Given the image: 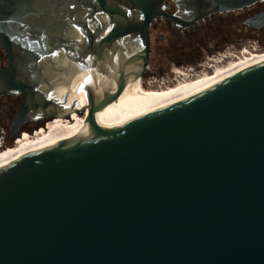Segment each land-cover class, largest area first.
Returning <instances> with one entry per match:
<instances>
[{"label": "water", "instance_id": "obj_1", "mask_svg": "<svg viewBox=\"0 0 264 264\" xmlns=\"http://www.w3.org/2000/svg\"><path fill=\"white\" fill-rule=\"evenodd\" d=\"M260 3L0 0V96L24 97L12 132L32 115L87 124L0 168V264H264V61L160 103L126 89L123 66L116 87L69 102L85 61L127 38L139 78L157 19ZM246 24L264 29V12Z\"/></svg>", "mask_w": 264, "mask_h": 264}, {"label": "flooded vegetation", "instance_id": "obj_2", "mask_svg": "<svg viewBox=\"0 0 264 264\" xmlns=\"http://www.w3.org/2000/svg\"><path fill=\"white\" fill-rule=\"evenodd\" d=\"M166 4L170 6V8L167 10L169 15H175L179 13L178 8L174 3H172L171 1H167ZM260 4L261 5L256 4L250 8L239 11L240 16L235 20L236 25L247 30L250 29L246 24L248 19L264 12V3ZM244 12H246V14ZM248 12H251L249 16ZM232 16V13L211 14L209 17L199 20L192 26L185 28L175 26L171 20L166 18L157 19L156 21L163 20V33L158 38L159 44L155 43L153 45L152 29L153 24L156 22L155 21L152 24L150 31L151 52L147 64L145 65L144 71L139 78L135 77L138 65L135 64V61V63H132L131 59L138 53L140 44L134 38H127L123 41L122 47L119 46V48L114 47L113 49H108V52L106 54L103 53L101 55L91 56L92 58L85 61L84 65L81 64L83 65L84 69L90 68L94 72L90 74L86 73L89 77L87 81L82 82V85L75 86L76 89L79 88L82 91H72L70 98L72 97L74 92L84 93L83 96L87 97L85 93L86 91L102 92L106 91L107 88L109 89L110 86L116 87L121 78L116 71H118L120 67L123 66H128L129 68V71L126 72L127 75L125 76V79L127 81L126 89L138 81L141 82V84L146 88H149L161 86L155 85L154 83H164L166 81L173 82V80H176L177 75L172 69L170 70V74L168 73L167 75H164V60L168 58H178L179 60H185L186 62L194 63V65L197 63V68H202L204 63L199 64L198 57L200 51L203 50V48L207 44H209L210 46L209 50L212 51L216 48L217 45H222L224 47L229 42L231 30L233 27ZM153 30H155V28ZM2 52L3 50L0 47V54H2ZM73 67L74 66L70 68L71 71ZM153 69H156L158 71V79L154 77L152 78L150 72ZM52 99L55 100V97H52ZM23 100V95L0 96V142L3 141L0 149L6 148L0 153V156L7 150L12 148L9 146L16 144L24 137L34 135L37 129V131L43 130L47 132V128H49V124L51 123H65L73 121V119L71 121H66L58 118L55 119L50 117H43L41 115H32V117L28 118L26 122H24L13 133V124L18 116V112L23 104ZM59 103L62 104V107L69 106V103L67 101H60Z\"/></svg>", "mask_w": 264, "mask_h": 264}, {"label": "bare ground", "instance_id": "obj_3", "mask_svg": "<svg viewBox=\"0 0 264 264\" xmlns=\"http://www.w3.org/2000/svg\"><path fill=\"white\" fill-rule=\"evenodd\" d=\"M263 61L264 51L259 50L254 52L248 48H244L241 52H238V54L231 55L228 58L227 63H225V61L224 64L218 62L213 64V66L206 65L203 71L201 73L199 72L196 75H190L183 71H178V75L176 74L177 79L173 84L169 86L161 85L160 87H158V89L146 90L141 84V82L138 81L137 88L141 95L154 102L160 103L171 98L177 97L179 95L188 93L190 91L199 89L201 87L207 86L209 84L218 82L220 80L229 78L231 76L237 75ZM207 70L209 71L207 72ZM83 94L84 93L74 92L72 97L69 98V102H72V100L75 101L77 99V101L80 102V106L78 107H81L82 103L87 101V97H84ZM78 115V113H74L71 118L62 120L71 121L72 119L74 120L75 117ZM86 127L87 124L85 123L84 118H77L74 123H51L49 124V128H47V132H45L44 134H41L34 139H25L18 145L9 146L12 148L7 150L0 156V168L11 161L21 158L27 154H30L55 142L64 139H72L79 137L84 132ZM5 149L6 148H1L0 153Z\"/></svg>", "mask_w": 264, "mask_h": 264}, {"label": "rangeland", "instance_id": "obj_4", "mask_svg": "<svg viewBox=\"0 0 264 264\" xmlns=\"http://www.w3.org/2000/svg\"><path fill=\"white\" fill-rule=\"evenodd\" d=\"M259 5H261V4H259ZM244 13L246 14V12H244ZM250 13L251 12H248V16L250 15ZM232 14H233V16H232L233 17L232 18L233 19L232 20L233 27L231 30V36L229 38L230 39L229 42L224 47L222 45H217L216 48L213 49L212 51L209 50L210 46H209V44H207L203 48V50L200 51V54L198 57V63L199 64L205 63L208 58H212V57L218 55V53H223L225 51L232 52L234 54H238V52H241L244 48L250 49L251 46H253L254 44H256L259 47V50L264 51V29H262L260 31H255V30H250V29L247 30L245 28L239 27L236 25L235 20H236V18H238L240 16V12H236V13H232ZM154 28H155V30H153ZM163 28H164L163 27V20H158L153 24V29H152V44L153 45L155 43L159 44L158 38H159V36L162 35ZM227 61L228 60H226L225 63H227ZM0 64L1 65H7L8 64L6 56L3 54V52H2V54H0ZM196 64L194 65V63H189V62H186L185 60H179L178 58H174V59L168 58V59L164 60L163 72H164V75H167L168 73L170 74V70L172 69L174 71L179 70V71H183L185 73L192 75V74H196L198 71H201V69L197 68ZM223 64H224V62H223ZM190 69H193V72L192 71H186V70H190ZM177 71H175V72H177ZM208 71L209 70H207V72ZM150 73L152 75V78L154 77V78L158 79V71L156 69H153ZM176 78H177V76H176ZM174 82H175V80H173V82H171V81L167 82L166 81L164 83L162 82V83H157V84L154 83V84L155 85H167V86H169L170 84H172ZM144 88L146 90L158 89V87H155V88L152 87V88L147 89L145 86H144ZM77 118H83V117L81 115H78L75 117V119L72 122H68V123H74V121ZM52 122H56V121H52ZM59 124H65V123H59ZM40 128H44V127H40ZM37 130L35 131L34 135L28 136L31 138L24 137L23 139H21L16 144H13L12 146L19 144L20 142H22L25 139H34V138L38 137L39 135L44 134L43 132H45L43 130H40V131H37ZM25 133H28V132H25ZM34 136H36V137H34ZM32 137H34V138H32Z\"/></svg>", "mask_w": 264, "mask_h": 264}, {"label": "built area", "instance_id": "obj_5", "mask_svg": "<svg viewBox=\"0 0 264 264\" xmlns=\"http://www.w3.org/2000/svg\"><path fill=\"white\" fill-rule=\"evenodd\" d=\"M250 50L251 51H254V52H256V51H259V47L256 45V44H254L253 46H251V48H250ZM234 53H232V52H227V51H225V52H223V53H218V55H216V56H214V57H212V58H208L207 59V61L204 63V65H203V67L202 68H200L201 69V71H198L197 73H201L202 71H203V69L205 68V66L206 65H208V66H213V64H215V63H223V62H225L226 60H228V58L231 56V55H233ZM179 71V70H178ZM177 71V72H178ZM187 71V70H186ZM188 71H192L193 72V69H190V70H188ZM177 72H175L177 75H178V73ZM196 73V74H197ZM195 74V75H196ZM2 142L3 141H1L0 142V145H2Z\"/></svg>", "mask_w": 264, "mask_h": 264}, {"label": "snow or ice", "instance_id": "obj_6", "mask_svg": "<svg viewBox=\"0 0 264 264\" xmlns=\"http://www.w3.org/2000/svg\"><path fill=\"white\" fill-rule=\"evenodd\" d=\"M73 7H74V5H73ZM53 55H56V53H53Z\"/></svg>", "mask_w": 264, "mask_h": 264}]
</instances>
